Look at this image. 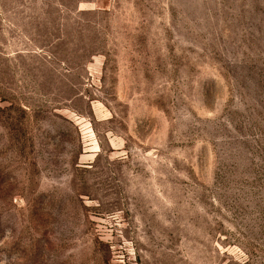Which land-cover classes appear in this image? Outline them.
I'll use <instances>...</instances> for the list:
<instances>
[{
    "label": "rangeland",
    "instance_id": "rangeland-1",
    "mask_svg": "<svg viewBox=\"0 0 264 264\" xmlns=\"http://www.w3.org/2000/svg\"><path fill=\"white\" fill-rule=\"evenodd\" d=\"M0 264H264V0H0Z\"/></svg>",
    "mask_w": 264,
    "mask_h": 264
}]
</instances>
